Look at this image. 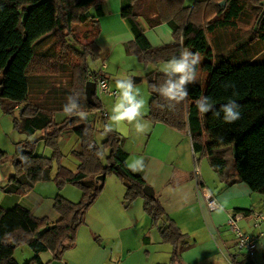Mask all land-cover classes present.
<instances>
[{
  "label": "trees",
  "instance_id": "1",
  "mask_svg": "<svg viewBox=\"0 0 264 264\" xmlns=\"http://www.w3.org/2000/svg\"><path fill=\"white\" fill-rule=\"evenodd\" d=\"M104 1L0 0V107L13 116L14 128L31 138L18 144L12 157L15 172L1 190L19 195L38 182L52 181L58 190L71 185L82 194L78 202L60 194L53 198V209L59 215L56 222L36 218L20 205L0 207V264H19L13 253L22 244L34 253L26 264L61 262L63 254L74 248L77 230L103 189L94 182L102 174H114L122 181L126 207L142 200L151 229L157 230L162 244L171 247L168 264L179 261L178 227L155 195H144L143 188L148 185L126 165L119 133L104 135L105 126H96L99 117L106 115L97 91L94 104L86 100V82H94L98 74L107 81L102 71L88 66L89 60L101 56L96 39ZM91 9L95 16H89ZM121 16L134 36L133 42L125 44V53L136 54L142 64L166 62L182 49L203 57L197 73H206L204 85L198 79L190 84L187 100L173 110L162 108L166 102L154 91L163 83V73L153 69L146 74L150 94L147 119L186 134L194 155L206 157L222 181L243 182L251 192L264 197V71L256 63L264 59V0H196L189 7L185 0H122ZM141 22L149 29L168 25L171 41L152 46ZM76 24L88 28L82 39L73 34ZM65 68L67 80L61 75ZM73 93L79 94L87 117L95 111L93 121L63 114L62 106ZM202 96L209 97L213 105V111L203 117L196 108ZM229 100L237 102L241 113L234 123H226L222 114L215 115ZM98 133L104 135L99 144ZM72 135L79 142L78 150L70 153L78 163L75 170L61 163L59 145ZM40 145L51 151L49 157L36 153ZM6 156L0 149V165ZM117 166L123 172L116 170ZM44 252L51 257L47 262L40 257ZM243 257L241 263L249 262V256Z\"/></svg>",
  "mask_w": 264,
  "mask_h": 264
},
{
  "label": "crops",
  "instance_id": "2",
  "mask_svg": "<svg viewBox=\"0 0 264 264\" xmlns=\"http://www.w3.org/2000/svg\"><path fill=\"white\" fill-rule=\"evenodd\" d=\"M195 1L185 0V6H192ZM121 2L122 0H105L102 3L103 14L98 18L100 33L96 39L101 52V60L110 59L115 51L119 55L121 52L123 54L125 44L134 40L129 26L121 16ZM88 14L95 16L94 9H91ZM142 27L151 45H161L171 41V34L167 32L169 38L166 42L153 44L144 22ZM148 30L152 29L148 28ZM256 63L264 71V59ZM103 64L106 63H102V66ZM102 66L99 70L108 81V76ZM113 92L116 94V91ZM101 106L105 111L102 103ZM89 115L87 119L91 122ZM91 115L95 116V111ZM144 118L149 128L143 146L132 150L125 149L122 142L120 148L126 154L127 166L137 158L144 159V170L135 173L141 175L146 184L152 187L164 212L180 231L179 261L175 264H233L232 260L241 264L245 255L243 251L238 250L234 243H229L224 239L227 234H230L226 230V220L231 212L239 215L237 223L244 233L257 237L256 250L262 251L264 249V222L258 226H254V223L257 216H264V197L251 192L243 182L227 183L229 179L222 181L209 166L206 157L194 155L190 139L186 134L164 124H153L147 119V115ZM144 135L142 134L143 137ZM68 138L70 136L61 141L65 142ZM195 166L200 173L199 184L201 183L218 201L220 205L218 209L211 210L203 199L198 197L193 177ZM114 178L116 179H110L109 183H107L108 179L106 180L97 200L85 214L84 225L77 230V232L81 230V237L83 234L87 235V239L93 243L94 250L91 251L94 253L88 256L83 264H105L107 259L113 257L116 250L121 260L117 264H124L135 251L130 249L134 243L138 251L143 250L145 253L144 257L137 253L135 255L137 257L132 259H136L134 264L170 263L171 247L165 245L169 249H164L160 240L157 241L156 233L151 234V222L146 213L142 211V200H136L126 207L123 203L124 185L118 177ZM53 198L50 196L42 198L34 192L33 187L30 191L19 195L1 193L0 207L10 209L15 205H20L28 209L36 218H47L50 222H56L59 215L53 209ZM129 226L137 229L135 234L131 238L121 236L122 231ZM76 245L79 246V240L74 248ZM158 248L163 250V253L152 257V253L157 254ZM163 255L166 257L164 261L162 260ZM253 257L248 259L250 264H254ZM61 262L69 264L64 256ZM130 263L129 260L128 264Z\"/></svg>",
  "mask_w": 264,
  "mask_h": 264
},
{
  "label": "rangeland",
  "instance_id": "3",
  "mask_svg": "<svg viewBox=\"0 0 264 264\" xmlns=\"http://www.w3.org/2000/svg\"><path fill=\"white\" fill-rule=\"evenodd\" d=\"M188 2H190V0H188ZM87 29L88 28L83 25H79V24L74 25L73 34L75 38L82 39L83 34L85 31H87ZM145 29L147 30L149 37L153 40V44H158L160 42H166V40H168L169 38V36L167 35V32L171 34L169 30V26L166 24L160 25L159 27H155L152 30H148V27ZM208 42L210 44V47L212 48L213 45L211 43L210 36H208ZM152 46H159V45H152ZM120 55L118 54L117 51H115L114 55H112L110 59L101 60V56H100V58L96 61L89 60L88 66L90 70L95 71V70L100 69V67L102 66V63L104 62L106 63L105 67L103 68V71L108 76V85L111 91H117L115 87V81L117 79H128V78L132 79L136 87L140 90L141 97L145 100L144 112H145V115H147L148 109H149L148 103L150 100V94L148 92L146 74L153 69H158L160 71L165 61H160L159 63L155 65L153 64L144 65L139 61L137 55L134 53H131L128 55L125 53V50H123V54L121 52ZM199 56L201 57V62H202L203 57L201 55ZM68 74L69 73L67 71V68H65L61 72V75H63L62 78L64 80L68 79ZM197 79L199 80L200 84L203 86L206 80V73H203V71H199ZM97 96L99 97L100 102L103 104L105 108L106 115L104 117L102 116L99 117L98 123L96 124V126L98 128H103L105 125L111 124L110 117L112 115V107H113L116 97H111L107 94H99V93H97ZM14 116L16 118L19 117L17 111L15 112ZM89 117L91 121L94 120V116L91 115V113ZM147 134H145L143 137L142 134L136 133L134 126H129L128 135L123 136V145L125 146V149L132 150L134 148L142 147L143 142L146 140ZM103 136L104 135L101 133H98L96 135V141L98 144L103 140ZM27 139H31V138H28L25 134L20 133L17 129L14 128L13 116L5 114L0 107V149L6 152L7 154L5 163L0 165V176L1 178H3L0 181V194L3 193L1 190V187H3L7 183L10 176L13 175L15 172V169L12 163V157L15 154L16 148L20 142L25 141ZM78 143H79L78 139L74 135L70 136V138H68L65 142L60 141L59 143L60 150L63 154V159L61 163L71 170H75L78 164L77 161L73 157L70 156L71 151L75 150L76 148H79ZM36 153L40 156L49 157L51 154V151L48 148H45L43 145H40L37 148ZM114 177H117V176H115L114 174H108L105 177L104 186H105L107 179H108L107 183H109L110 179H116ZM34 192L37 195H41L42 198H44V196L55 197L57 194H60L61 196L65 197L66 199L72 202L79 201L81 197V191L78 188L73 187L71 185H65L60 190H58L52 181L36 183L34 185ZM149 222H151L150 219H149ZM226 227H227L226 230H228L227 232L230 233L231 235L227 234L224 239L227 240L229 243L230 242L234 243V246L236 247V244H235L236 237L234 234L231 233L230 228L227 225ZM135 230H137L135 227L129 226L124 231H122L121 236L123 235L129 236L131 238L135 234L136 232ZM80 231L81 230L77 232V236H76V243L79 240V246L76 245L74 249L66 251L65 254L63 255L64 259L69 264H83V262L88 258V256L94 253L91 251L93 249V246H92L93 243H91L87 239V235L84 236L83 234V236L81 237ZM152 233H156L157 241L159 242L160 239H159V234L157 233V230L151 229V234ZM162 245L164 249H169L168 246H165V244H162ZM136 248H137L136 243L130 246L131 250L132 249L135 250L129 258V260L131 261L130 264H134L136 262V259L134 260L132 259L137 257L135 256L137 255V253H139L143 257L145 255L143 250L141 252V251H138V249ZM162 251L163 250L158 248L157 254L152 253V257L154 255L159 256L160 254L163 253ZM33 257H34V253L25 244H22L14 249L13 258L19 264H26ZM40 257L42 261L44 262L49 261L51 258L48 252L41 253ZM168 258H169V255H168ZM165 259L166 257H164L163 255L162 260L164 261ZM129 260H127L124 264H128ZM120 261L121 260H119L118 250H116L114 251L113 257L111 256L109 259H107L105 264H117V262H120ZM253 263L254 264H264V260L262 258V251L256 250V252L254 253V257H253ZM241 264H250V262L244 261Z\"/></svg>",
  "mask_w": 264,
  "mask_h": 264
},
{
  "label": "clouds",
  "instance_id": "4",
  "mask_svg": "<svg viewBox=\"0 0 264 264\" xmlns=\"http://www.w3.org/2000/svg\"><path fill=\"white\" fill-rule=\"evenodd\" d=\"M201 62V57L188 49H182L178 56H173L164 62L160 71L165 79L163 83L154 87V91L163 98L169 110L175 109L188 98V86L196 82L198 78L197 65ZM116 99L112 107L110 117L111 124L105 125L104 135L113 131L121 136H127L129 126H134L137 134H147L148 122L144 120L145 100L141 97L140 90L136 87L132 79H117L115 81ZM196 108L201 117L213 111V105L209 97L202 96L196 102ZM62 112L67 117L78 116L81 120L87 118L82 110L79 94L73 93L66 98V103L62 106ZM226 123H234L240 119L241 113L239 105L234 100H229L221 105L215 112L216 116H221ZM102 155V153H98ZM128 167L132 172L143 171L145 164L142 157L131 162Z\"/></svg>",
  "mask_w": 264,
  "mask_h": 264
},
{
  "label": "built area",
  "instance_id": "5",
  "mask_svg": "<svg viewBox=\"0 0 264 264\" xmlns=\"http://www.w3.org/2000/svg\"><path fill=\"white\" fill-rule=\"evenodd\" d=\"M105 65L103 64L102 68ZM102 73V72H101ZM94 82L96 84V91L99 94H107L116 96L115 92L111 91L109 85L105 79L101 77V74H98L94 78ZM199 170L197 167H194L193 177L196 182V191L198 197L203 199L206 206L211 210L218 209L220 207L218 201L212 196V194L205 188L200 187L198 176ZM1 181V176H0ZM239 220V215L235 212H231L228 214L226 225L230 228L232 234L236 237V247L238 250L243 251V253L249 257H253L256 252V243L257 237L253 235H248L244 233L239 226L237 225V221ZM264 222V216H257L254 226H258L260 223Z\"/></svg>",
  "mask_w": 264,
  "mask_h": 264
},
{
  "label": "water",
  "instance_id": "6",
  "mask_svg": "<svg viewBox=\"0 0 264 264\" xmlns=\"http://www.w3.org/2000/svg\"><path fill=\"white\" fill-rule=\"evenodd\" d=\"M224 5H225V3H223V2L220 3V6H222V7ZM84 92H85V96H86L87 102L94 104L93 96L96 93V84H95V82H93V81L86 82ZM115 168H116V170H118L120 172H123V170L120 167L117 166ZM104 181H105V175L104 174L98 175V176H96L94 178V182L98 185L99 188L103 187ZM143 193L147 197H150V198L154 197V190L149 185L143 188ZM49 264H62V262L54 260V261H52Z\"/></svg>",
  "mask_w": 264,
  "mask_h": 264
}]
</instances>
